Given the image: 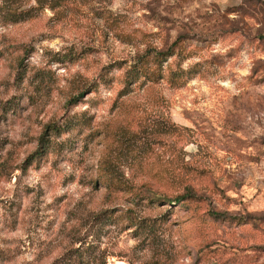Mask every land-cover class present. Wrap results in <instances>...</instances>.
<instances>
[{
  "label": "rangeland",
  "instance_id": "rangeland-1",
  "mask_svg": "<svg viewBox=\"0 0 264 264\" xmlns=\"http://www.w3.org/2000/svg\"><path fill=\"white\" fill-rule=\"evenodd\" d=\"M76 251L264 264V0H0V264Z\"/></svg>",
  "mask_w": 264,
  "mask_h": 264
},
{
  "label": "trees",
  "instance_id": "trees-1",
  "mask_svg": "<svg viewBox=\"0 0 264 264\" xmlns=\"http://www.w3.org/2000/svg\"><path fill=\"white\" fill-rule=\"evenodd\" d=\"M189 194V193H188ZM185 193L182 196L177 197L178 201L185 199ZM85 251H76L75 253L71 254L69 257L65 258L57 264H85Z\"/></svg>",
  "mask_w": 264,
  "mask_h": 264
}]
</instances>
